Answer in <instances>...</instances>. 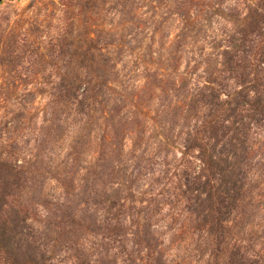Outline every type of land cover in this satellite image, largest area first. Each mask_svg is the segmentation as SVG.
<instances>
[{
	"label": "trees",
	"instance_id": "obj_1",
	"mask_svg": "<svg viewBox=\"0 0 264 264\" xmlns=\"http://www.w3.org/2000/svg\"><path fill=\"white\" fill-rule=\"evenodd\" d=\"M110 1L113 14L129 13L131 22L140 21L139 10L143 7L149 15L156 13L155 6L141 5L144 0H85L83 8L98 15L110 11L106 9ZM157 2L166 4L168 9L153 31V42L163 25L172 28L178 22L183 29L171 48L182 59V51L190 40L194 41L192 44L205 43L210 51L202 59L201 68L206 65L207 69L198 72L194 83L191 79L185 81L186 77L180 81L178 58L170 62L159 50L156 65L145 66L120 85V106L114 110L120 116L133 104H141L139 117L160 123L171 116L181 120L184 115L186 123L178 121L177 127L174 120L170 124L166 143L170 137H176L177 143L186 149L184 156L195 150L200 152L199 162L179 164L176 156L174 159L170 154L171 149L164 154L163 145L154 136L141 157L138 150L146 132L144 128H134L139 117L132 121V130L137 133L129 149L122 132L124 120L119 119V123L114 116V146L102 141L100 163L94 169H86L83 175L77 173L85 168L76 158L78 167L73 172L77 179L69 172L58 179V185L65 189L62 194L46 193V187H41L39 193L49 198L39 203L41 216L47 219L46 226L31 217L33 203L30 205L26 200L24 204L15 199L29 187V169L25 163H18V157L12 153L0 154V264H180L182 261L179 258L175 261L178 255L167 246L164 233L158 229L168 219L173 221L167 224L170 230L176 229L174 225L184 221L185 215L196 223L197 230L208 227V235L215 241L214 256L222 260L216 264H264L260 253L251 254L242 245L227 241V225L236 209L245 205L243 202L252 205L264 197V152L255 150L252 143L254 137H260L259 132L261 135L264 132V0ZM119 5L129 6L128 11L118 9ZM103 33L95 39L87 31L82 42L83 84L78 75L75 78L78 83L64 78L60 87L65 88L50 93L53 104L67 109L69 117L90 114L86 105L92 96L91 84L105 78L103 72L109 68L107 48L111 41L108 33ZM19 43L9 38L5 48L10 50V46L12 52L7 54L16 56ZM123 52L122 47L116 51L121 56ZM121 62L124 65L122 58ZM144 62L149 63L145 59ZM117 64L113 65L116 69ZM131 71H126L125 65L123 70L117 69L115 76L127 78ZM140 77L146 79L141 90L144 94L154 90L146 100L143 96L136 99L131 91ZM134 79L130 88V80ZM104 83L99 84L98 91L103 90ZM155 90L163 92L158 99L154 98ZM111 97L110 94L108 99ZM163 97H169L171 103L161 101ZM179 101L185 105L176 107ZM54 163L56 169L62 166V161ZM121 175L125 180H120ZM173 182L174 190L168 189L167 183ZM146 183L148 189H144ZM126 190L138 195L150 194V201L140 207L137 195H126ZM140 218L144 227L136 226ZM52 230L58 238H52Z\"/></svg>",
	"mask_w": 264,
	"mask_h": 264
},
{
	"label": "rangeland",
	"instance_id": "obj_2",
	"mask_svg": "<svg viewBox=\"0 0 264 264\" xmlns=\"http://www.w3.org/2000/svg\"><path fill=\"white\" fill-rule=\"evenodd\" d=\"M248 1L255 3L257 0ZM84 3L85 0H3L0 4V154L12 153L13 156L18 157V163H25L29 169L28 176L31 179L29 187H26L25 192L15 199L24 204L26 200L30 205L33 203L30 206L32 212L30 215L42 225L47 222V219L42 218L39 203L42 199L48 201L49 198L39 193L41 187H46V193L62 194L65 189L58 185V179L64 176L65 172H69L70 176L77 179L73 172L78 167L75 165L76 158L85 168L83 171L77 170V173L79 171L83 175L86 169H94L95 164L100 163L99 157L103 151L102 141L114 146L116 138V127L113 125L114 116L119 123V119L124 120L121 123L122 132L128 148L134 145L137 132L132 130V121L141 115L139 110L142 106L133 104L127 112L123 110L118 116L119 113L117 114L114 108L120 106L118 102L121 84L139 71H143L145 66L156 65L160 59V57L157 58L159 50L166 54H164V59H170V62L178 58L180 81L185 77V81L193 80L199 71L207 69L206 65L201 68L202 59L204 60L207 51H210V47L207 48L205 43L192 44L194 41L190 40V44L182 51L184 52L182 59H179L180 55H176L177 51L171 48V45L175 44L173 42L176 41V36L183 29L178 22L172 28L163 25L162 29L157 31V37L153 42V31L167 15L166 4L161 5L157 0H144L141 5L148 4L156 7L155 15L145 13L146 7H143L139 10L142 14L140 21L131 22L129 13L113 14L112 1L106 5V9L110 11H101L98 15L96 12H86L83 8ZM118 9L128 11L129 6L125 8L119 5ZM87 31H90L91 37L95 39L104 35L103 32L110 36L111 43L107 48L109 52L107 56L110 59H108L109 68L108 70L104 68L105 78L101 77L97 80L98 82L91 84L90 95L92 96L86 105L89 107L90 114H72L69 117L67 109L53 104L50 95L61 88L60 85L64 84V78H70L72 83H78L75 79L78 75V79L83 84L84 65L80 67L82 63L81 45H83ZM9 38L20 41V50L16 56L7 54L11 51L10 46L8 47L10 50L6 51L5 48ZM115 44L117 48L114 47ZM138 45L141 47L137 48ZM121 47L124 49L122 56L116 53ZM144 59L150 64L145 63ZM151 59L155 62L152 63ZM115 63H118L117 69L123 70L126 65V71L132 70L128 72L127 78L119 79L115 76L117 71L113 67ZM161 65L165 67V64ZM136 80L134 90H131L135 92L136 99L138 96H143L144 99L150 98L154 90H149L145 94L141 91L146 79L140 77ZM69 81L67 80V83ZM133 81L135 79L130 80V88H133ZM99 82H105L102 91H98ZM194 82L195 80L192 81ZM110 94L112 97L108 99ZM160 95H163V92L155 90L154 98L158 99ZM161 101L171 103L169 97H163ZM182 105L185 104L179 101L176 107ZM184 113L186 115V112ZM126 116L130 117V120ZM174 120L177 121V127L178 121L181 124L186 123L184 115L181 120L177 116L173 118L171 116L163 123L139 117V123L134 128H144L146 132L143 145L140 143L138 150L141 157L142 150L149 141L153 143V140H149L150 137L154 136V139L157 138L155 141L163 145L164 154L171 149L170 154L174 155L173 158L176 156L179 164L186 165L188 161L199 162L197 156L200 152L195 150L190 155L184 156L183 152L186 149L182 144L177 143L176 137H170L166 143L170 124ZM259 136L254 137L252 143H254L255 150L262 153L264 152V143L262 144L264 132L262 135L259 132ZM171 159L172 157L169 158ZM57 161H62L60 169L58 167L56 169L54 162ZM82 175L79 177L82 178ZM120 177L121 181L125 180L122 175ZM173 184L174 182L167 183V188L174 190L176 185ZM148 185L146 183L144 189H148ZM56 187L58 189H55ZM133 192V190L125 191L126 195ZM133 194L137 195L140 207L146 205L145 201L149 202L151 198L150 194ZM260 200L252 205L246 201V207V202H243L245 205L236 209L232 220L227 225V241L231 244L242 245L243 250L251 254L260 253L264 256V197ZM142 201L144 204L141 205ZM188 217L189 215H185L184 221L175 224L176 229L170 230L167 226L168 223L173 222L169 219L164 226L158 229L159 233H164L167 246H171L173 253L178 255L175 261L179 258V262L182 261L180 264L221 262L220 257L218 259L214 256L215 244L213 242L215 241L208 235V227L197 230L196 223L189 221ZM139 220L140 223L136 226L144 227L143 219ZM50 233L53 239L58 238L55 230ZM189 255L192 258H187ZM221 258L223 259V255Z\"/></svg>",
	"mask_w": 264,
	"mask_h": 264
},
{
	"label": "water",
	"instance_id": "obj_3",
	"mask_svg": "<svg viewBox=\"0 0 264 264\" xmlns=\"http://www.w3.org/2000/svg\"><path fill=\"white\" fill-rule=\"evenodd\" d=\"M3 0H0V4L2 3Z\"/></svg>",
	"mask_w": 264,
	"mask_h": 264
},
{
	"label": "clouds",
	"instance_id": "obj_4",
	"mask_svg": "<svg viewBox=\"0 0 264 264\" xmlns=\"http://www.w3.org/2000/svg\"><path fill=\"white\" fill-rule=\"evenodd\" d=\"M46 226H47V222H45Z\"/></svg>",
	"mask_w": 264,
	"mask_h": 264
}]
</instances>
